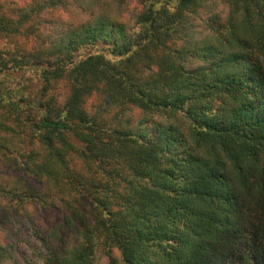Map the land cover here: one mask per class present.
<instances>
[{"label":"trees","instance_id":"trees-1","mask_svg":"<svg viewBox=\"0 0 264 264\" xmlns=\"http://www.w3.org/2000/svg\"><path fill=\"white\" fill-rule=\"evenodd\" d=\"M0 264H264V0H0Z\"/></svg>","mask_w":264,"mask_h":264},{"label":"rangeland","instance_id":"rangeland-1","mask_svg":"<svg viewBox=\"0 0 264 264\" xmlns=\"http://www.w3.org/2000/svg\"><path fill=\"white\" fill-rule=\"evenodd\" d=\"M16 1V0H15ZM20 1V0H17ZM65 17L61 16L60 19H64ZM59 218V213L54 211H46V212H39L37 219L40 220V224L44 222L46 225L51 226V224ZM42 223V224H44Z\"/></svg>","mask_w":264,"mask_h":264}]
</instances>
